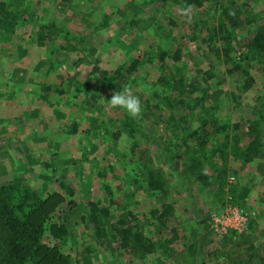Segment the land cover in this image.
Wrapping results in <instances>:
<instances>
[{
  "label": "rangeland",
  "instance_id": "374dc122",
  "mask_svg": "<svg viewBox=\"0 0 264 264\" xmlns=\"http://www.w3.org/2000/svg\"><path fill=\"white\" fill-rule=\"evenodd\" d=\"M8 1L34 10L35 19L31 27L26 25L0 44V57L5 62L0 64V182L20 179L43 191L48 188L64 192L66 200L59 208L70 229L71 239L65 250L72 256V264H235L247 257L249 251L256 253V260L262 258L264 264V162L257 157L243 161L230 155L225 193L218 182L206 185L201 180L195 181L196 171H186L189 164L186 149L178 145L198 122L191 116L169 120L172 110L178 112L180 108L167 106L165 97L169 89L163 90L157 83V63L127 85L141 100L142 112L136 117L141 128L136 136L141 147L148 149V161L144 162L147 165L139 174L142 179L147 170H152L167 181L170 188L165 198L175 206L178 220L174 224L179 222L180 237L169 254L161 255L159 262L92 238L88 202L111 204L113 220H116L123 203H111L108 191L121 196L124 202V197L131 196L126 193L137 187L131 169L137 165L127 152L129 136L121 134L118 142L113 135L123 124L127 111L110 107L108 100L113 93L109 90L98 91L100 109L96 110L85 107L82 95L75 96L70 88L62 98L53 86L64 83L66 76L71 74L70 77L74 75L71 85L80 88L79 84L85 79L82 77L88 75L94 83L90 89L98 90L95 85L97 79H102V72L123 64L131 56L158 47L171 51L180 48L181 58L171 56L167 59L171 72L187 78L201 76L216 64V76L211 79V100L216 115L229 124L237 123L238 129L249 118L263 117L264 128V73L252 70L253 86L249 90L238 89L236 79L226 73L224 63L202 40L206 26L212 22L211 15H215L210 9H216L217 13L219 5L213 0H204L202 5L193 6L189 20L181 14L184 7L167 0ZM234 1L242 15H245V8H249L264 22V0ZM126 14L138 21L129 24ZM52 22L87 38L77 44V40L70 39L68 34L62 35L65 32L59 29L54 34L62 37L60 43L54 38L39 44L34 24ZM160 24L162 26L157 28ZM58 44L66 47L71 44L69 53L61 51ZM81 56L84 59H79ZM29 75L35 77L33 90L26 83ZM155 90L160 97H154L152 91ZM209 135L211 142L206 146L210 150L221 142L214 141L213 132ZM167 146L179 147L180 155L171 158ZM177 160L181 164L176 168ZM212 169L215 171L206 166V170ZM62 181L76 188L74 197L62 186ZM232 185L236 189L232 194L248 208L253 223L246 232L233 234L231 239L229 235L213 233L206 219L212 209L233 199L227 192L233 190ZM106 186L110 190L107 191ZM138 186V194L133 197L137 203L132 208L143 212L155 204L158 197L145 190L141 183ZM199 239L201 247L192 253L189 242ZM249 243L253 244L252 249L247 248ZM91 244L93 248L87 249ZM214 250L224 252H219L218 257L213 254Z\"/></svg>",
  "mask_w": 264,
  "mask_h": 264
},
{
  "label": "trees",
  "instance_id": "16d2710c",
  "mask_svg": "<svg viewBox=\"0 0 264 264\" xmlns=\"http://www.w3.org/2000/svg\"><path fill=\"white\" fill-rule=\"evenodd\" d=\"M167 1L177 3L184 8L188 5L200 6L204 2V0ZM213 1L216 6L219 5V10L216 13V9H210L215 15H211L212 22L206 26L207 32L202 36V40L213 50L214 55L224 63L226 73L236 79L238 89L249 90L253 86L255 78L252 70L264 73V22L258 14L249 8H245V15H242L241 10L235 7L237 3L234 0ZM125 17L129 24L138 21L137 18H129L128 14ZM34 19V10L15 5L8 0H0V44L2 45L4 39L12 37L26 25L31 27ZM34 25L37 33L35 38L39 44H45L54 38L59 43L61 42L62 37L58 38L54 34L61 28L56 26L54 22ZM161 26L160 24L157 28ZM61 30L65 32L62 35H70V39L77 40V44L78 41L87 38V36L69 32L70 29L62 28ZM31 34L34 35V32ZM58 45L61 51L67 50L66 53H69L71 44H67V47ZM81 47L84 48L85 46L82 45ZM171 56L174 59L181 58L180 48L171 51L167 48L158 47L131 56L123 64L102 72V79H97L95 85L98 90L90 89L94 83L91 82L88 75L82 77L85 79L79 84L80 88L71 85L74 78V75L70 77L71 74L66 76L67 79L64 80V83L53 86L59 92L57 95H61L62 98L65 97V92L70 88L75 91V96L82 95L81 101L83 100L85 107L98 110L100 109L99 90H109L110 93L120 92L124 85L130 83L131 79L138 77L145 69L157 63V83L163 87V90L169 89V94L165 97L167 106L175 109L180 108L178 112L172 110L169 120L173 122L178 118L191 116L194 121L198 122V126L186 135L185 141L178 145L184 147V150L186 149L185 154L189 160L186 171H196L195 181L201 180L206 185L218 182L220 190L225 193L224 186L229 183L225 173L230 155L237 156L243 161L257 157L264 162L263 117L247 119L245 125L240 128L241 130L238 129L237 123L229 124L226 120H222L220 116L216 115L215 104L211 100L213 95L211 91L213 81L211 79L213 80L216 76L214 70L216 64H212L201 76L199 74L187 78L183 74L171 72L168 69L167 59ZM79 59H84V56ZM2 63L5 62L0 57V64ZM67 72L70 73L69 70ZM26 83L33 90L35 77L29 75ZM50 87L47 86V88ZM152 94L157 97L158 91H152ZM231 94L236 98L235 92L232 91ZM94 114L97 116L96 113ZM138 121L126 113L123 124L121 127H117L113 134L114 139L118 142V137L121 134L127 133L129 136L126 143L130 145V148L127 152L131 153L132 159L137 165H134V169L131 168L134 184L137 187L131 191L132 193H126L131 196L129 198L124 197L126 201L123 202L121 196H116L112 191H108L110 188L106 186L111 203H123L122 212L116 220H113L115 215L111 204L104 205L96 200L88 202L89 212L87 216L93 224L92 238H95L98 243L114 246L116 249H122L128 253L135 252L138 256L148 259L153 257L154 262H159L161 255L170 253L181 232L179 222L174 224L178 220L175 206L165 198L170 188L165 178L152 170H147L142 179L139 174L140 170H144L147 165L144 162L148 161V149L146 146L141 147L140 139L136 136L139 128H141ZM212 132L216 135L214 141L221 143L215 146L216 149L211 148L209 150L206 145L211 142L209 134ZM240 139L241 141H239ZM214 141L212 142L217 144ZM167 151L171 158L180 155L179 147L167 146ZM213 153L215 154L213 155ZM216 156L218 158L213 161ZM207 161L208 163H206ZM214 163L218 164L214 165ZM180 164L181 161L177 160L174 166L177 168ZM206 166H211L215 171L213 169L206 170ZM183 171L184 169L181 172ZM61 183L70 196L74 197L76 188L70 183L63 181ZM139 183L150 194L158 197V201L143 212L139 211L138 208H132L137 203L133 197L138 194ZM189 183L191 182L189 181ZM234 187L235 185H232L233 190L227 192L236 193ZM44 191L20 179L0 182V264H72V256L65 250L71 239L70 229L59 208L66 200V196L64 192L55 189L49 190L47 188ZM232 196L233 199L229 198V200L248 210L235 195L232 194ZM220 207L216 209H221ZM209 217L210 215L206 219V224L215 233L210 228ZM252 223L253 220H250L249 226ZM233 234L242 233L231 231L227 235L232 239ZM201 244L200 239L196 242L191 240L189 242L191 252L194 253V249L201 247ZM252 247L253 244L249 243L247 248L252 249ZM92 248V244L87 246V249ZM219 252L222 254L224 250H214L213 254L215 253L220 257ZM255 254V252L249 251L247 257L241 258L235 264H262V258L256 260Z\"/></svg>",
  "mask_w": 264,
  "mask_h": 264
},
{
  "label": "built area",
  "instance_id": "2783aa9c",
  "mask_svg": "<svg viewBox=\"0 0 264 264\" xmlns=\"http://www.w3.org/2000/svg\"><path fill=\"white\" fill-rule=\"evenodd\" d=\"M220 208L209 212V225L215 234L224 236L231 231L244 233L248 230L251 214L247 209L229 199Z\"/></svg>",
  "mask_w": 264,
  "mask_h": 264
},
{
  "label": "clouds",
  "instance_id": "9594fccd",
  "mask_svg": "<svg viewBox=\"0 0 264 264\" xmlns=\"http://www.w3.org/2000/svg\"><path fill=\"white\" fill-rule=\"evenodd\" d=\"M192 5H188L184 9H182L181 14L188 16L189 20H191L192 16ZM108 103L113 109H123L126 110L127 113L132 117H138L142 112L141 100L139 97L133 94L132 87L130 85H124L122 91L114 92L111 95V98L108 100Z\"/></svg>",
  "mask_w": 264,
  "mask_h": 264
}]
</instances>
